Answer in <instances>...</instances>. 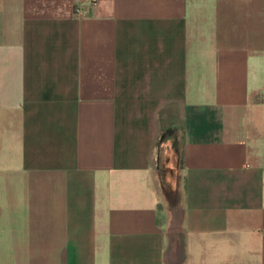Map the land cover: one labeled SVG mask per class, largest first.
<instances>
[{"label":"crops","instance_id":"obj_1","mask_svg":"<svg viewBox=\"0 0 264 264\" xmlns=\"http://www.w3.org/2000/svg\"><path fill=\"white\" fill-rule=\"evenodd\" d=\"M0 264H264V0H0Z\"/></svg>","mask_w":264,"mask_h":264},{"label":"flooded vegetation","instance_id":"obj_2","mask_svg":"<svg viewBox=\"0 0 264 264\" xmlns=\"http://www.w3.org/2000/svg\"><path fill=\"white\" fill-rule=\"evenodd\" d=\"M168 135H169V134H168ZM169 137L172 139V140H171V146H170V149L167 148L166 153H165V155H164V157H163V160L166 161V165H168V163H169L168 160L170 159V156H169L168 153H169L170 150H172L173 148H175L174 145H175V141H176L175 138H174V136H173V134H170ZM173 144H174V145H173ZM169 165H170V164H169Z\"/></svg>","mask_w":264,"mask_h":264}]
</instances>
